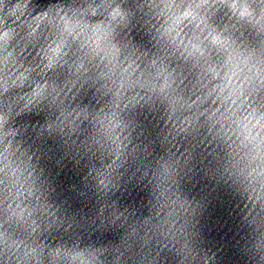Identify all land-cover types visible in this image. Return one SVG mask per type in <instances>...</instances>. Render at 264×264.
I'll use <instances>...</instances> for the list:
<instances>
[{"label": "clouds", "instance_id": "1", "mask_svg": "<svg viewBox=\"0 0 264 264\" xmlns=\"http://www.w3.org/2000/svg\"><path fill=\"white\" fill-rule=\"evenodd\" d=\"M30 3L0 0V264H103L82 250L65 252L47 245V237L40 240L59 218L25 186L13 139L17 118L45 108L52 119L44 131L68 129L89 145L95 159L84 161V178L100 193L112 191L129 155L136 158L138 145L130 137L141 125L137 113L148 107L162 118L156 133L161 149L167 142L179 151L177 142L191 145L200 136L205 149L217 140L229 149L236 145L246 162L247 199L257 215L264 212V0H84L35 14ZM137 13L154 21L156 52L133 59L120 39L131 35ZM245 32L257 41V53L237 44L235 37ZM181 157L187 160L180 152L171 163L157 161L161 183ZM168 234L161 229L164 238ZM130 236L145 248L157 241L148 232L145 241L136 227ZM122 258L118 254L116 264Z\"/></svg>", "mask_w": 264, "mask_h": 264}, {"label": "water", "instance_id": "2", "mask_svg": "<svg viewBox=\"0 0 264 264\" xmlns=\"http://www.w3.org/2000/svg\"><path fill=\"white\" fill-rule=\"evenodd\" d=\"M83 2L31 0L29 9L35 14L49 7H75ZM152 23L148 16L136 14L131 35L120 39L121 44L127 45L126 55L134 59L156 52ZM235 38L245 53H257V41L247 32ZM259 55L264 56V46ZM158 112L142 107L137 113L141 125L130 137L138 145L136 158L129 155L123 168L114 174V187L106 195L96 189L90 177L84 178V161L95 158L88 151L89 145L81 144L79 133L74 136L68 129L44 131L52 119L47 108L38 115L15 120L18 130L13 148H19L13 157L15 165L27 178L25 186L31 187L40 203L59 218L40 240L47 237V245L53 249L61 247L65 252L82 250L86 255L99 257L103 264H116L118 254H123L120 264H264V212L257 215L247 199L243 175L246 162L237 155L239 149L236 145L229 149L221 140L205 149L204 136L191 145L177 142L179 151L167 142L161 149L156 139L162 124ZM144 145L148 146L147 152L142 151ZM173 152L176 156L184 152L187 160L181 157L176 172L167 178V183H161L164 177L157 161H175ZM164 189L167 191L161 198ZM101 204L106 206L102 215ZM166 212L170 214L165 216ZM131 227H136L138 236L145 241V232L155 233L157 241L143 247L130 236ZM161 229L169 233L167 238L161 235ZM156 242L161 246L156 247Z\"/></svg>", "mask_w": 264, "mask_h": 264}]
</instances>
